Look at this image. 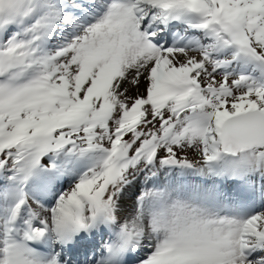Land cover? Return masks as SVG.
<instances>
[{
	"label": "snow or ice",
	"instance_id": "snow-or-ice-1",
	"mask_svg": "<svg viewBox=\"0 0 264 264\" xmlns=\"http://www.w3.org/2000/svg\"><path fill=\"white\" fill-rule=\"evenodd\" d=\"M0 264H264V0H0Z\"/></svg>",
	"mask_w": 264,
	"mask_h": 264
}]
</instances>
